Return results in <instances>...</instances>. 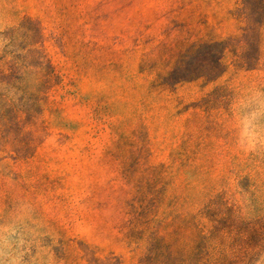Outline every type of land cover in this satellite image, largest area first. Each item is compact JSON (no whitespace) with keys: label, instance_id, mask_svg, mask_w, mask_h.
<instances>
[{"label":"rangeland","instance_id":"1","mask_svg":"<svg viewBox=\"0 0 264 264\" xmlns=\"http://www.w3.org/2000/svg\"><path fill=\"white\" fill-rule=\"evenodd\" d=\"M0 264H264V0H0Z\"/></svg>","mask_w":264,"mask_h":264}]
</instances>
